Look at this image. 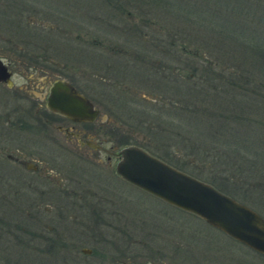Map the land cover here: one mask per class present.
<instances>
[{"label":"rangeland","instance_id":"374dc122","mask_svg":"<svg viewBox=\"0 0 264 264\" xmlns=\"http://www.w3.org/2000/svg\"><path fill=\"white\" fill-rule=\"evenodd\" d=\"M52 1L59 2L62 12L72 17L74 14L82 16L83 12L88 13L106 5L105 0ZM141 2L142 4L138 5L137 0H127L126 10L130 14L144 16V19H149L147 16L153 18V24H149L153 27L146 26L145 21L143 27L140 26L142 35L134 28L126 31L122 25L120 29L114 28L116 32L110 27L96 30L94 36L109 41L113 39H109L108 36L120 41L149 42L150 40L155 44L158 43V47H162L163 50L173 47L168 44L171 38H175L176 42H183L188 49H194L193 44L198 48L199 44L203 47L205 55L216 61L217 70L221 66V60L219 51L218 54L215 52L216 46L225 50L231 48L230 55L232 54L233 61L249 66L251 71L249 76L255 80L254 88L264 95V84L262 86L264 25L255 24L254 19L257 11L264 9V0H218L215 3L211 0L208 2L141 0ZM185 2L188 3V7L193 3L191 9L198 12L186 11ZM201 2L203 3L200 4ZM213 7L218 9L217 17L227 29L223 28L222 31V27L216 26L213 22L215 16L207 19L201 17L206 8H208L207 13L214 15ZM262 19L264 20L263 15ZM235 20H239L236 22L238 24L242 21L244 23L242 25L253 27L252 30H241L242 26L236 25ZM196 30L198 33L194 38ZM100 31L104 32L100 33ZM190 34L193 37L189 40ZM56 38L58 44L63 45L65 52L67 51L66 54L72 53L75 56L76 63L80 64L79 71H85L90 59L85 53L88 50L79 51L84 49L86 45L84 41L76 40L68 33H63L62 37L57 34ZM257 39L263 43L258 42ZM1 42L2 40L0 45ZM122 43L130 45L129 42ZM71 45H75L78 49L72 48ZM211 46L213 49L209 48ZM174 48H178L176 44ZM190 54L192 53H187V57L195 58ZM156 55L163 59L168 57L167 51H159ZM143 56L154 58L152 54L144 51ZM177 56L180 57L179 60L172 58L166 61L183 67L181 76H175V80L169 81L168 86L163 82L164 87L159 88V91L164 92H159L160 96L153 97V100L136 103L135 100H129L122 90L104 84L105 82L99 84L89 79L85 83L92 89L93 96H91L95 101L109 107H102L100 111L108 112L111 118L124 127L122 128L125 131L124 144L140 146L172 166L211 183L214 187L222 188L224 192L234 195L239 201L255 207L256 212L264 218V108L260 106L262 102L256 106L243 101L242 96L251 94L244 92L240 96L235 86L226 89L224 83L217 78L205 80L202 77H191L189 81L186 80L183 74H188L194 63L184 65L182 60L186 55H178L176 52L174 57ZM115 60L118 59H109V62L113 63ZM231 60H227L230 63L224 60V66L226 69L234 70ZM93 66L95 70L92 71L97 74L110 72L103 67L101 59L96 58ZM142 66L141 73H146L144 68L148 67ZM199 66L203 68L204 64H198ZM223 72L225 73L223 76H232L227 74L226 70ZM235 74L233 78L237 80L239 77L236 78ZM217 75L218 73L214 74L216 77ZM259 80L262 83L257 82ZM136 81L138 79L122 82L127 83L124 86L140 88L141 92L154 90L142 85L143 82ZM255 100H262V97ZM67 153L70 155V152ZM99 154L104 156L102 151H99ZM67 161L69 162L66 160L63 168L68 171L73 169L76 172L74 176L83 178L76 179L90 186L95 195L88 196L91 204L86 206L87 213H80L77 216L76 225L71 217L73 208H64L66 222L71 221L75 227L71 229L70 225L66 230L62 226L61 230V223L57 224L56 232L59 234L57 239L63 243L61 247L63 253L67 249L83 247L94 249L96 255H111L110 258L113 257L112 255L120 256V253L125 254L129 259L154 258L156 264H264V254L235 240L196 214L169 204L116 176L113 169H106V164L103 163L106 166L103 171L96 172L94 170L96 167L89 168L91 165L88 163L79 166L80 162L75 164ZM19 171L17 166L0 158V174L21 173ZM7 185L0 183V189L4 188L7 191ZM2 194L0 204L4 203L2 202L4 200L5 206H10L7 192L3 191ZM242 195L251 201L249 202ZM24 211L21 209V212ZM5 212H7L6 208ZM20 218L25 221L24 223L28 221L27 217ZM38 229L39 225L35 227V230ZM40 229L45 228L41 226ZM46 232L53 236L56 234L54 230ZM7 244L8 240H4V236L1 235L0 260H6L10 255H18L17 252L21 250V247L17 249L14 247L13 251L9 250L6 248ZM77 256L71 257L65 252L58 257L57 264H91L90 260L95 255L82 257L78 254ZM23 257L26 259L28 257L26 264H42L36 262L34 251L24 253ZM99 258L102 264H111L107 257L104 261L102 256ZM10 262H12L11 257ZM15 264H24V260L20 259Z\"/></svg>","mask_w":264,"mask_h":264},{"label":"flooded vegetation","instance_id":"af4514ba","mask_svg":"<svg viewBox=\"0 0 264 264\" xmlns=\"http://www.w3.org/2000/svg\"><path fill=\"white\" fill-rule=\"evenodd\" d=\"M105 2L106 5L88 12L90 15L83 12L82 16L74 14L72 17L62 12L59 2L52 0H0V63L7 71L6 78L0 79V158L14 164L21 172L0 174V183L8 184L7 191L0 189V196L3 197L4 191L10 199V206L6 207L4 200L0 204V236L8 240L6 248L9 250L21 247L18 255L6 257V260H0V264H15L20 259L26 264L28 257L26 259L23 255L30 250L35 252L36 262L42 264H57L58 257L65 252L71 257L94 254L91 264H102L99 260L101 256L103 261L107 257L111 264L157 263L154 258L129 259L123 253L116 258L114 255L110 258L108 254L98 256L94 249L83 247L67 249L63 253V243L57 239V224L61 223V230L62 226L66 230L70 225L71 229L75 227L71 221L66 222L64 208H73L71 217L76 225L77 216L87 213L86 206L91 204L88 196L95 195L90 186L76 179L80 176H74L76 172L73 169L68 171L63 168L65 161L75 164L80 162L79 166L88 163L91 165L89 168L96 167V172L104 170V163L106 169L111 168L116 176H120L115 171V163L119 158V148L126 145L123 142L124 127L111 118L108 112L100 111L102 107H109L95 101L92 89L86 86L85 81L92 79L99 84L105 82L122 90L129 100L137 103L160 96L159 92H164L159 91V88L164 87L163 82L168 86L175 80V76H181L183 67L167 62L172 58L180 59L179 56L174 57L176 52L178 55H186L182 60L184 65L200 64L205 59L201 54L193 59L187 57L191 51L183 42H176L175 38L168 41L173 47L167 50L159 48L158 43L150 40L120 41L110 36L109 39L113 41L96 38L95 31L105 27L114 30L124 25V30L134 28L138 31L145 22L146 26L153 27L151 25L154 21L150 16L144 19V16L127 12V0ZM137 2L138 5L142 4L141 0ZM63 33H68L76 40H83L86 44L84 49L79 50H88L85 53L89 55L90 61L85 71L80 72V64L76 63L75 56L72 53L66 54L63 45L58 44L56 36L60 34L62 37ZM139 34L142 35V31L139 30ZM122 42H129L130 45H123ZM175 44L177 49L174 48ZM143 51L149 52L154 58L143 56ZM159 51H167L168 57H158L156 54ZM96 58L103 61V67L109 69V73L97 74L92 71L95 70L93 65ZM109 59L118 60L110 63ZM142 65L150 69L144 68V75L141 73ZM193 73L190 69L183 76L189 81ZM137 79L145 87L154 90L141 92L140 88L124 86L127 83L122 82ZM59 81L67 82L91 102L96 110L92 119H72L48 105V93ZM65 151L70 152V155ZM99 151L104 152V156ZM215 188L228 194L222 188ZM230 196L236 199L234 195ZM245 205L256 211L255 207ZM21 209L25 211L21 212ZM21 216L27 217L28 221L24 223ZM38 225L39 229L35 230ZM41 226L45 229H40ZM47 230H54L56 234L53 236Z\"/></svg>","mask_w":264,"mask_h":264},{"label":"water","instance_id":"95a60500","mask_svg":"<svg viewBox=\"0 0 264 264\" xmlns=\"http://www.w3.org/2000/svg\"><path fill=\"white\" fill-rule=\"evenodd\" d=\"M6 76L0 63V79ZM48 105L72 119H92L96 113L91 102L64 81L51 87ZM118 154L115 171L123 179L264 254V219L252 208L140 146L124 145Z\"/></svg>","mask_w":264,"mask_h":264},{"label":"trees","instance_id":"16d2710c","mask_svg":"<svg viewBox=\"0 0 264 264\" xmlns=\"http://www.w3.org/2000/svg\"><path fill=\"white\" fill-rule=\"evenodd\" d=\"M206 1L208 2V0H205V2ZM217 1L216 0H211L212 3L213 2L215 3ZM202 3L203 2H201L200 4H202ZM193 5H194L193 3H190L189 4V7H188V3L185 2V5H184L185 6V10L188 11V12H190V13L192 11L193 12L196 11V13H197L198 12L197 10L191 9L193 7ZM207 9L208 8H206V11L204 10V14L203 15L201 14L202 15L201 17L204 18V19H207V17L208 18H212V17L215 16V18L213 19V22L216 24L217 27L218 26L219 27H222V31H223V28L225 29L226 27L225 26H222L221 21H220V18L217 17L218 16V13H217L218 12V9L213 7V9H214V15L213 14H210V13H207ZM259 10L260 11H257V13L255 14V17H254L255 24H261L262 23L264 25V20L262 19V15L264 16V9H259ZM198 16H200V15L198 14ZM237 21H239V20H235V24L236 25H239V26H242L241 30H243V31H245V30H247V31L252 30L253 27H248L246 25H242V24H244L242 21L240 22L241 24H238V23H236ZM222 31H220V32H222ZM197 33H198V31L196 30L195 33H194V38L197 35ZM204 33H207L208 34V32H206V31H204ZM188 37H189V40H190L191 37H193V36L190 34ZM257 41L258 42H261L258 39H257ZM261 43H263V41ZM198 46L199 47L197 48L193 44V47L196 50L190 48L189 49L191 51L190 53H192L190 55H192L193 57H199V54H201L202 56H204L205 59H203V61L200 63V64H204V66H203V68L201 66L198 67V64L199 63L196 64L197 66L196 65H193L191 67L192 72H194L193 75L191 76L192 78L193 77H197V78L202 77V78H205V80H207V78L208 79L217 78V80L219 79L222 83H224V88H226V89H227V87H233V86H235V88L238 89V91H239V94L238 95H240V96L244 92H246V94L247 93H250L251 94V95L242 96V97H244V99H242L243 101H248V102H250V103H252L253 105H256V106L259 105L262 102V105H260V106H262V108H264V95H263V93L262 94L260 93V90H256V88H254V85L253 84H254L255 80H254V78H251V76H249L250 73H251V71L249 69V66L244 65V64L239 63V62L238 63L234 62L233 61V58H231L232 57L231 56L232 54L230 55L231 48L226 49L227 50V52H226V50L224 48L223 49H218V47L216 46L217 49L215 50V52L218 54V51H219L220 60H221V66H219V69L217 70V69H215L217 67L216 61H214V59L211 60L210 57H208V56L205 55V53L203 52V47L201 45L198 44ZM209 48L213 49V46H211ZM241 56L242 55H239V57H241ZM224 60H226V61L227 60H231L232 63H233V65H234V70L226 69L225 66H224ZM227 62L230 63V61H227ZM223 70H226L227 71V74H230L232 76H227V75L223 76V74H225L223 72ZM217 73H218L217 77L214 76V74H217ZM234 73H236L235 74L236 75V78H237V76L239 77V78H237V80H235L233 78L234 77ZM246 73L248 75H245ZM257 82H261V81L259 80ZM263 84L264 83H262V86H263ZM261 97H262V100H255V99H260ZM254 102L256 104H254ZM256 108H258V107H256Z\"/></svg>","mask_w":264,"mask_h":264}]
</instances>
